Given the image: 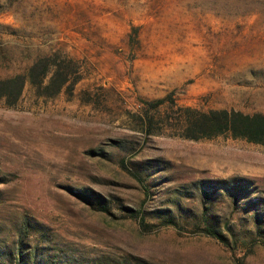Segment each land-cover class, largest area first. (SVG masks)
I'll return each mask as SVG.
<instances>
[{"label":"rangeland","instance_id":"1","mask_svg":"<svg viewBox=\"0 0 264 264\" xmlns=\"http://www.w3.org/2000/svg\"><path fill=\"white\" fill-rule=\"evenodd\" d=\"M56 50L82 75L71 92L0 97V264L21 237L42 264H264V206L201 188L264 189V143L185 136L181 109L264 113V0H0V77ZM170 92L145 127L139 96ZM206 203L228 244L194 228Z\"/></svg>","mask_w":264,"mask_h":264},{"label":"trees","instance_id":"2","mask_svg":"<svg viewBox=\"0 0 264 264\" xmlns=\"http://www.w3.org/2000/svg\"><path fill=\"white\" fill-rule=\"evenodd\" d=\"M81 77L82 75L76 68L73 58L60 53V50H56L46 55H39L23 72L0 77V97L5 98L8 104L15 103L21 96L27 81L33 84L40 94L55 96L63 89H69L71 92L73 85ZM175 102L171 92L155 98L139 96V106L144 114L142 116L145 118L143 120L145 127H151L152 125V115L148 113L151 109L158 110L164 104L167 107H173ZM181 109L185 122L183 133L185 136L200 138L229 133L234 137H243L251 141L264 143V113L262 112L247 113L228 108H210L205 111H199L190 106L181 107ZM149 130L152 132L151 129ZM135 169L133 173L141 179L144 176L143 171L139 166L135 167ZM201 188L207 200L210 201L217 194L224 193L232 196L236 203H240L239 199L243 198L245 205L247 204L248 207H255L256 209L259 206H264V189L254 185L245 176L234 175L229 178L203 180ZM79 194L93 204H97L98 208L110 210V205L104 197L95 196L83 190H80ZM202 213L205 216V221L197 220L194 223V228L228 244L231 239V233L227 234L213 221H209L207 218L209 214L207 203L204 205ZM254 213L260 221L258 231L264 236V224L261 223L264 222V210L256 209ZM139 219L145 223L143 215H140ZM166 220L167 223L174 225H179L180 223L175 214H168ZM21 232L22 230L19 235H21ZM37 254L36 249L33 252L26 253L24 240L21 237L13 251L11 264H24L25 259H27L26 264L31 261L36 264H42L37 261ZM16 257L18 258L16 259Z\"/></svg>","mask_w":264,"mask_h":264}]
</instances>
